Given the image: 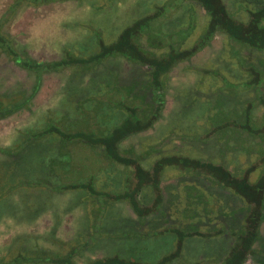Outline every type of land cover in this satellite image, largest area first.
Listing matches in <instances>:
<instances>
[{"label":"trees","instance_id":"1","mask_svg":"<svg viewBox=\"0 0 264 264\" xmlns=\"http://www.w3.org/2000/svg\"><path fill=\"white\" fill-rule=\"evenodd\" d=\"M53 1L66 0H12L0 15V50L33 78L28 89L0 95V119L29 106L45 73L69 68V80L79 76L82 82L67 88V97L24 128L13 144L0 145L1 154L15 157L11 167H4L8 174L30 157L29 151L38 155L26 178L21 174L0 187V197L21 187L53 193L81 189L79 195L86 196L81 203L93 205L91 226L64 253L19 251L0 264H242L249 252L261 253L254 244L264 219V0H234V10L224 0L154 2L112 41L86 36L63 47L59 57L38 60L16 47L3 27L22 4ZM160 3L170 6L162 19ZM187 3L189 31L182 33L179 8ZM192 4L204 9L208 20L187 45L196 26ZM216 33L226 38L243 77L231 80L218 68L193 67L219 77L221 84L202 100L195 91L181 101L179 117L192 118L187 130H171L140 150L124 144L160 120L169 73ZM117 59L131 65L125 74ZM169 141L176 149L163 154ZM185 145L200 157L178 150ZM77 149L87 150L98 164L79 162ZM170 169L177 171L178 184L166 196L160 182ZM124 202L131 213L116 209ZM84 251L90 254L81 259Z\"/></svg>","mask_w":264,"mask_h":264},{"label":"rangeland","instance_id":"2","mask_svg":"<svg viewBox=\"0 0 264 264\" xmlns=\"http://www.w3.org/2000/svg\"><path fill=\"white\" fill-rule=\"evenodd\" d=\"M161 1L66 0L40 5L24 3L4 24L3 29L10 33L16 47L22 52L38 60H48L59 57L63 47L84 37L86 38V36L94 41L95 36L101 35L104 41H112L122 28L132 22L134 18L148 13L151 6L155 4L154 2L159 3ZM224 1L228 9L234 10L236 7L234 0ZM11 2L12 0H0V15ZM99 5H101L100 9L98 8ZM161 5L162 10L159 12V18L162 19L165 12L170 10V6ZM188 5V3L184 4L186 8L183 6L179 10V12L182 11V14L184 13L183 20L185 24H182L180 29L182 33L189 31V25L186 22L189 15ZM192 5H194L196 26L190 37L186 38L187 45L201 32L208 20V15L204 9H201L197 4ZM174 14L175 12L164 22V24H167L166 27L170 21L175 20L176 15L174 16ZM233 14L235 16L234 11ZM239 14V16L245 15L243 12ZM169 26L170 28L171 26L174 27L170 24ZM92 27L99 29V33L93 35ZM179 38L180 36H178ZM92 46V48L96 47ZM117 65L122 74H125L131 66L125 59H117ZM193 67L218 68L222 74L231 80L243 77V73L237 68L234 59L228 53L226 38L223 34L216 33L207 46L196 52L189 60L178 63L169 73V88L160 120L146 131L125 140L124 144L132 143L140 150L148 143H153L166 136L171 130L178 131L188 127H184L185 123H190L192 118L179 117V110L182 106L181 101L191 99L195 91V94L197 93L199 96L198 98L202 100L214 85L221 84L219 77L208 73L201 75ZM70 74L71 70L66 68L43 75L41 86L29 106L0 119V145L13 144L15 138H18L24 128L34 125L35 120L43 112L58 106L62 99L67 97L65 93L67 88L82 82L79 76H74L72 81L69 80ZM200 79L201 82H199ZM32 80V76L28 75L24 68L17 65L7 54L0 50V95L20 92L18 90L22 89L26 90L31 86ZM195 87L199 89L194 90ZM190 129L189 131H191ZM172 135L169 134V138ZM186 146L178 150L183 151V153L189 152L193 157H200V151L195 152L194 149ZM175 149L174 142L169 141L164 145L163 154H170ZM205 149L208 150L209 147ZM29 153L30 157L19 163L10 174L6 172L4 167H9L15 157L0 153V187L4 186L6 188L7 183L10 184L14 180L16 182L21 174L23 176L25 173V178L28 176L26 173L27 167L38 158L37 152L33 153L31 150ZM76 155H78L79 162L84 160L88 161L90 165L98 164L93 155L85 149H77ZM201 157L207 158V156ZM152 159L151 155L145 165H149ZM211 160L216 164L219 163L217 158ZM176 172L175 169H170L163 173L160 184L166 196L178 184ZM101 179L106 180L104 176H100ZM6 181L8 182L5 183ZM107 183H113V180L111 179ZM79 190L81 189L53 193L40 187L37 189L21 187L8 195L5 194L0 197V260H7L19 251L26 254L64 253L69 249L72 244L70 241H75L78 233L86 232L91 226V224H88L92 217L91 207L93 205L87 201L81 203L86 196H82V192L79 195ZM89 200H92V198ZM116 209L122 213H131L130 207L125 202L120 207L117 205ZM86 218L87 222H85ZM260 230L261 238L254 246L264 254V219L260 224ZM239 249L236 245L233 252L238 254L237 250ZM84 252L85 254L81 256V259L90 254L88 251ZM261 253L249 252L245 255L242 264H262L264 256Z\"/></svg>","mask_w":264,"mask_h":264},{"label":"crops","instance_id":"3","mask_svg":"<svg viewBox=\"0 0 264 264\" xmlns=\"http://www.w3.org/2000/svg\"><path fill=\"white\" fill-rule=\"evenodd\" d=\"M183 6H184V5H182V7H180L179 9L183 8ZM184 8H186V7L184 6ZM188 8H189V5H188ZM192 56H193V55H192ZM192 56H191V57H192ZM191 57H190V58H191Z\"/></svg>","mask_w":264,"mask_h":264}]
</instances>
